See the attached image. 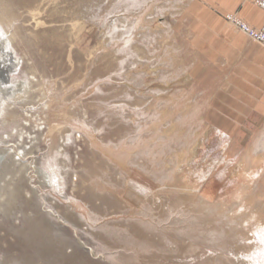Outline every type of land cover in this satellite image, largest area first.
<instances>
[{"label":"rangeland","instance_id":"obj_1","mask_svg":"<svg viewBox=\"0 0 264 264\" xmlns=\"http://www.w3.org/2000/svg\"><path fill=\"white\" fill-rule=\"evenodd\" d=\"M139 1L0 0L22 60L10 83L26 84L0 117V264H106L77 243L75 224L131 256L83 219L94 213L165 243L131 221H153L138 213L149 199L158 215L171 211L162 227L179 250H132L139 261L129 263L264 264V85L234 89L239 58L216 60L198 24L221 17L251 40L229 19L249 25L208 0ZM118 14L133 28L131 58L110 29ZM179 114L183 126L164 127ZM52 144L62 150L60 189L44 177ZM145 152L148 166L132 165ZM151 170L169 176L155 181Z\"/></svg>","mask_w":264,"mask_h":264},{"label":"bare ground","instance_id":"obj_2","mask_svg":"<svg viewBox=\"0 0 264 264\" xmlns=\"http://www.w3.org/2000/svg\"><path fill=\"white\" fill-rule=\"evenodd\" d=\"M128 3L140 4L141 2L139 0H128ZM6 19H9V18L4 13L0 12V82H1L0 83V117L5 114L4 110L6 108V105H5L6 99L7 98L13 99L16 92H23L26 89V84H24V82H20L17 84L10 83V79L15 76L16 72H18L19 69L21 71L22 60L21 59L19 60L17 58V52H16V50L12 44L13 35H12V37H10L8 31L5 28L6 27V25H5ZM115 22L116 23H114V25H112L110 27V29H112L114 26L115 34H117V37L114 35V38H117V40H119L120 42H123V46H124L123 50L119 49L118 52L120 55H126V58H131L133 54L136 55L134 43L131 40V37L134 33L133 28L131 27L132 25H131V23H129V21L126 22V24H125V22H123V19L121 18V15H119V14L116 17ZM163 32H164L162 34L163 37H166L168 32H166V31H163ZM166 82H168V80H166ZM158 94H161V93H158ZM24 96H26V95H24ZM130 97H132V101L136 100V96L134 97L133 95H130ZM136 111L138 114H141L140 109H137ZM169 112H170V110H169ZM162 114H163V112H162ZM160 117L161 116H159V115L157 116L158 119ZM184 118L185 117L182 114H179L178 116L173 117L172 119H169V121H165V123H163L164 127L168 128V129L173 128V127L179 128L180 126H183ZM166 122H168V123H166ZM190 127H191L190 133L187 136H193L195 134V132L198 130V127L195 125L190 126ZM141 128H143V124H142V122H139L136 130L140 131ZM53 144L51 146L52 154L49 157V160L47 161V163L45 165L48 167V169L44 170V168H43L44 173H45L44 177L46 178V181L48 179L49 185H51L53 188H55V186H56V188L60 189L61 182H62V180H64V174H61V172H60V167H62V166L60 163H58V157L60 155H62V150H61V152L55 151V149H56L55 147L57 146V144L55 146ZM149 157H150V153H147V152L139 153L135 157L136 160L132 161V165L137 166V164H139V166H142L145 168L148 166L147 163H148ZM65 170L66 169H64V171ZM150 172H151V177L155 181L158 180V181H161L162 183H163L162 179L166 176H169V174L167 172H165V170H151ZM113 185H115V183H113ZM146 201H147L146 206H144L142 209H140L138 213L140 215L145 216V217L152 218L153 221H146L142 218L140 219V218H134V217H131V221L134 220L139 225H142L141 227L142 228L144 227L143 233L145 231H152V233L155 232L158 234L160 233L158 235V237L165 243H162V244H160L161 242L160 243H156V242L154 243L153 240L150 239L149 235H147V236L145 235V238H143L144 240H142L139 237V233H141L142 231L139 229V227L136 224L130 225V227L132 229L134 228L133 230H131L130 227H129L130 228L129 229L125 226L111 225L109 223L101 224V221L104 220V216L101 214H97V213H94L92 215L91 221L87 220L86 217L83 219L87 223H89L90 226L93 228H94V226L98 225L99 228H102V229L105 228V229L110 230L109 232L107 231L106 234L108 236L110 234L111 241H113L115 243H118V241H120V242L122 241L121 243H124L125 246L127 245V246L131 247L130 249L134 250V256L135 257H136V254L138 256L140 251H141L140 254L143 251L144 253L145 252L149 253L152 256H156L157 252L164 254V253H167L169 251H173V254L175 255V252H177L179 250V248L176 247L177 246L176 242L169 235L166 234V232H165L166 230L162 227V225L164 224V220L171 217V215H172L171 211L168 210V211H166L165 216H160L157 214V208H155V206L152 204L151 200L149 199ZM141 204H142V200H140V202L138 203V205L135 209H139ZM123 212L128 213V215L130 216L131 208L130 207L125 208ZM178 221L179 220H176L175 222H178ZM57 223L61 224L60 222H57ZM75 227L76 228L78 227L77 229H78V231H80V234H79L80 237L78 236L80 238V240L78 239L77 243L81 244V246L84 249L88 248L87 249L88 253H90L91 256L94 255V257H98V258L102 259V261L107 262L106 264H131V263H129V261L135 260L137 258V257L135 258L133 256V254H130V252L132 253V250L129 251V255H131V256H126V255H124L125 253L124 254L122 253L124 249L121 250L122 252H119L120 250L117 251L116 248L115 249L112 248L104 240L96 238L94 235L90 234L88 232V230L85 231L78 224H75ZM64 229H66V231L68 230V232L71 231L73 233V236H77V233L75 231H72L69 227H66L64 225ZM162 233H163V235H162ZM168 243H172V245L175 244V247H172ZM196 250H198V248L190 247L187 253L190 254ZM126 251H128V248L126 249ZM171 255H172V253H171ZM165 256H167V254ZM138 261H139V259H138ZM138 261L136 259L137 263H138ZM217 264H228V262L219 261Z\"/></svg>","mask_w":264,"mask_h":264},{"label":"crops","instance_id":"obj_3","mask_svg":"<svg viewBox=\"0 0 264 264\" xmlns=\"http://www.w3.org/2000/svg\"><path fill=\"white\" fill-rule=\"evenodd\" d=\"M208 1L211 5L217 6L223 15L236 14L254 29L264 27V9L256 6L252 1ZM217 18L219 20H215L213 26H210L208 22L206 26L197 23L201 28L202 42H205L204 44L211 48L212 53L216 54V60L224 59L226 64L230 65L239 58L236 63L234 62L235 64H232L234 89L238 85H248L252 87V93L257 92L254 88L264 85V48L249 40L244 34L234 33L221 17ZM259 90L261 91L260 88Z\"/></svg>","mask_w":264,"mask_h":264},{"label":"built area","instance_id":"obj_4","mask_svg":"<svg viewBox=\"0 0 264 264\" xmlns=\"http://www.w3.org/2000/svg\"><path fill=\"white\" fill-rule=\"evenodd\" d=\"M254 1L258 6L264 9V0ZM229 21L236 30L247 34L253 42L264 45V27L261 29L250 28L236 17H231Z\"/></svg>","mask_w":264,"mask_h":264}]
</instances>
